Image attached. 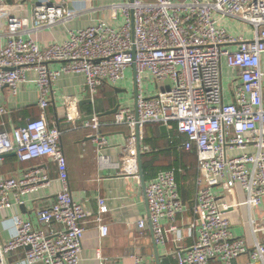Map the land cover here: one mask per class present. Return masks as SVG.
<instances>
[{"label":"built area","instance_id":"1","mask_svg":"<svg viewBox=\"0 0 264 264\" xmlns=\"http://www.w3.org/2000/svg\"><path fill=\"white\" fill-rule=\"evenodd\" d=\"M111 7L122 9V26L112 27L100 20L70 30L61 43L43 47L24 38L23 33L55 26L75 17L76 11L64 1L40 0L30 16L8 18L7 40L0 49V89L8 87L16 94L26 82L27 72L34 70L40 115L10 131H0V164L11 152L21 162L47 156L56 163L62 188L50 206L37 212V225L23 218L16 205L24 203L23 195L50 186L49 172L29 166L21 178L0 175V212L11 214L15 226L13 237H0V264H11L10 258L20 249L24 264H80L87 223H96L101 236L108 234L106 199L98 198L97 212L73 199L67 157L60 145L62 130L48 117L50 93L62 73H76L84 76L95 100L105 84L116 86L133 67L136 107L121 105L112 120L129 132L121 160L113 161L103 150L109 139L101 131L103 122L97 111L91 119L81 120L85 115L79 102L68 97L64 111L71 128L92 131L99 167L118 169L140 180L137 129L142 142L147 124L173 125L180 140L178 148L196 154L199 171L190 225L195 240L185 252L175 251L176 262L210 264L220 260L233 264L235 258L247 253L250 264H264V241L257 238L250 246L246 239L235 236L225 213L230 204L213 190L219 185L230 192L232 185L238 184L246 194L242 204L253 208L264 201V0H130ZM223 18L249 24L252 37L232 33L221 22ZM225 60L236 75L229 89L230 101L223 87ZM51 62L62 66L52 69ZM151 78L158 89L147 94L144 82ZM169 81L172 86L160 90V83ZM5 112L0 107V113ZM141 149L151 150L143 145ZM180 171L175 166L161 169L146 183L153 238L163 246L168 232L179 231L176 218L186 207L177 179ZM163 220H168V229ZM137 226L142 231L148 222L140 219ZM252 231L255 235L264 231V222L252 220ZM133 264L158 262L138 254Z\"/></svg>","mask_w":264,"mask_h":264},{"label":"crops","instance_id":"2","mask_svg":"<svg viewBox=\"0 0 264 264\" xmlns=\"http://www.w3.org/2000/svg\"><path fill=\"white\" fill-rule=\"evenodd\" d=\"M53 1L56 3L64 1L68 8L76 11L77 15L52 27L28 30L23 33L24 38L30 37L42 47L52 43H61L67 39L70 30L95 25L100 20H104L112 27L122 26L125 20L122 9L115 10L111 6L114 3L130 2V0ZM39 2L40 0H0V49L7 40L8 18L12 15L30 16L33 13V8ZM221 22L237 36L242 35L248 39L252 37L251 26L245 22L231 18H223ZM261 57L264 70V53ZM61 66V62L50 63L52 69H59ZM226 67L228 79L224 75L225 64L223 63V87L226 91V100L230 101L232 95L229 88L236 75L228 66ZM36 79L37 73L34 70H29L26 82L19 85L16 94L8 87L0 89V107L6 109L5 113H0V131H10L16 126L24 125L29 118L39 117V87ZM226 80L228 81L227 88L224 86ZM116 86L119 90H115ZM116 86L105 84L98 92V99L89 102L87 99H91V97L84 76L76 73H62L53 84L50 93L51 103L48 107V117L62 130L60 145L67 157L73 199L80 203L84 202L94 212L98 210L99 197H104L109 206V212L105 215V222L109 225V232L106 236H101L96 223L91 221L87 223V229L82 239L80 264H133L134 255L138 254L157 260L155 256L156 240L153 238L149 220V205L141 180L122 174L118 169L99 167L95 142L90 137L92 131L82 127L81 129H72L71 122L65 116L64 108L68 97L75 98L79 104L81 100H86L81 107L85 116L91 115L94 111L99 114L111 110L119 101L123 106L134 108L136 105L134 89L137 86L134 67L126 71L125 79L118 82ZM157 89L156 86L154 92ZM110 91L111 95L108 96L110 103H106L105 94ZM100 118L103 122L101 131L109 139V145L103 150L113 161L118 162L122 159L123 147L127 143L128 128L124 125L112 124L114 114L100 116ZM148 131V137H157V141L164 146L163 151H161L163 154L160 155L157 163L165 166L176 163L174 166L181 168L177 179L186 207L176 218L179 231L167 233V245L163 246L157 243L161 264H178L174 258L175 251L182 250L185 252L195 240V231L190 228V225L193 220V206L196 203L197 194L196 178L199 174L197 157L194 152H184L180 148L179 150L166 144L173 131H177L173 125L166 128V132L160 130L159 124L149 127ZM160 132L166 136H160ZM141 143L143 146H148L144 145L143 141ZM29 166L41 167L48 171L52 178L50 186L34 194L23 195L24 203L16 205L17 212L23 218L31 219L39 225L37 212L50 206L62 188L58 180L56 163L47 156L29 162H21L17 155L8 154L1 161L0 175L21 178ZM153 177L146 180V183ZM232 186L233 189L230 192L224 191L223 187L219 185L213 188L219 199L230 204L225 213L231 219L232 233L237 237L246 239L250 246L255 243L257 238L264 241V231H260L256 235L252 231V220H256L257 223L264 222V201L261 205L250 208L248 205L242 204L245 201V191L238 184ZM236 204L241 205L236 206ZM140 219L148 222L147 228L142 231L137 226ZM162 223L165 229H168V220H163ZM14 233L15 226L11 220V214L0 212V237L6 240L13 237ZM23 257L24 251L18 250L10 258L11 264H24ZM210 264L223 263L220 260H211ZM233 264H250V255L245 253L235 258Z\"/></svg>","mask_w":264,"mask_h":264},{"label":"trees","instance_id":"3","mask_svg":"<svg viewBox=\"0 0 264 264\" xmlns=\"http://www.w3.org/2000/svg\"><path fill=\"white\" fill-rule=\"evenodd\" d=\"M111 95V91L110 92H106L105 96H106V103H110V98L108 96ZM96 100L98 99V94L95 98ZM157 126V123H150L147 124L145 127V136L143 139V144L144 145H148L150 147L151 150L149 151H143L142 152V165L144 167V171H145V176H146V180L150 179L151 177L154 176V174H156L159 170L161 169H171V167H173L174 165H176V163H171L170 165H161L159 163H157V161L160 159V155L163 154L161 151H163V145L160 144V142H158L157 137H148V128L151 126ZM160 136L165 137L166 135L161 134L160 132ZM170 136H174L175 139L173 141L170 140V138L168 137L166 144L171 147L174 146L175 148H178L180 140L178 138H176L177 136V131H173V133ZM179 149V148H178ZM180 150V149H179Z\"/></svg>","mask_w":264,"mask_h":264},{"label":"water","instance_id":"4","mask_svg":"<svg viewBox=\"0 0 264 264\" xmlns=\"http://www.w3.org/2000/svg\"><path fill=\"white\" fill-rule=\"evenodd\" d=\"M115 90H119V88L116 86ZM137 93H138V90H137V86H135V89H134V96H136V100H137ZM84 101L86 100H81L79 106H80V109L84 103ZM87 101L91 102L93 101L92 98L91 99H87ZM121 106V103L120 101L116 104V106L111 109V110H108V111H104L102 113H99L98 115L100 116H105V115H112V114H115L117 109ZM136 107V105H135ZM93 117V115H89V116H84L83 118H81V120H87V119H91ZM160 130L161 131H164L166 132V126L165 125H160ZM137 135H138V141H137V149H138V167H139V173H140V180H141V183L142 185L144 186V189L146 188V176H145V171H144V167L142 165V149H141V146H142V143H141V139H140V131L137 129ZM11 154H14L16 155V153L14 152H11ZM9 154V155H11ZM6 156V155H5ZM147 201V200H146ZM150 225H151V222H150ZM155 256L157 258V262L158 264H161V256L159 255L158 253V244L157 242L155 243Z\"/></svg>","mask_w":264,"mask_h":264},{"label":"rangeland","instance_id":"5","mask_svg":"<svg viewBox=\"0 0 264 264\" xmlns=\"http://www.w3.org/2000/svg\"><path fill=\"white\" fill-rule=\"evenodd\" d=\"M224 64H225V74L224 75L228 79V76H227V67H226L227 66L226 60H225ZM156 86L157 85L154 82L153 78H151L150 80H145V82H144V90H145V92L147 94H150L151 92H154V90L156 89ZM171 86H172V83H171V81H169V82H166V83H160L159 88H160V90H165V89H169V87H171ZM224 86H225V88H227V86H228V81L227 80H226V83H225ZM122 93H125V92H122Z\"/></svg>","mask_w":264,"mask_h":264}]
</instances>
